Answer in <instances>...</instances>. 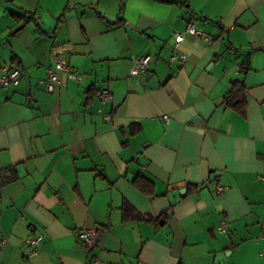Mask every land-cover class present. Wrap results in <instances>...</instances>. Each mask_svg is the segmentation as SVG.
I'll use <instances>...</instances> for the list:
<instances>
[{
	"label": "crops",
	"instance_id": "1",
	"mask_svg": "<svg viewBox=\"0 0 264 264\" xmlns=\"http://www.w3.org/2000/svg\"><path fill=\"white\" fill-rule=\"evenodd\" d=\"M189 22L212 41L186 36V62L168 63ZM146 53L135 80L131 57ZM57 57L81 79L63 72L50 92L40 80ZM10 64L0 264H264V0H0ZM236 80L241 113L223 101ZM83 227L98 229L92 249Z\"/></svg>",
	"mask_w": 264,
	"mask_h": 264
},
{
	"label": "built area",
	"instance_id": "2",
	"mask_svg": "<svg viewBox=\"0 0 264 264\" xmlns=\"http://www.w3.org/2000/svg\"><path fill=\"white\" fill-rule=\"evenodd\" d=\"M186 36H194L203 40L212 41L213 37L205 32L203 29L197 27L194 23L189 22L183 31H174L172 51L168 56V63H176L183 65L187 60V55L181 50L180 46L185 40ZM150 54H142L139 56L131 57V65L129 67V75L134 77L135 80H139L140 75L146 72L149 68L151 61ZM66 72L67 77L75 80H80L81 77L77 76L73 69H71L62 57L54 58V63L47 69L46 75L40 81L45 85L47 91H53L57 86L61 85V74ZM21 70L15 65H4L0 69V86L4 88H10L16 86L20 82ZM112 94L109 88L104 87L100 90V100L102 102L111 101ZM110 118V116H106ZM160 119L164 123H168L170 118L168 114H160L159 116L152 117V120ZM264 179V177H262ZM225 189L224 186H218L217 192L221 193ZM226 222L222 221L218 225V229L223 231L225 229ZM76 236L78 240L85 246L86 249H92L96 245L98 237V229L83 227L76 230ZM43 236L41 234L33 235L26 238L23 241L25 252L23 253L24 260H32L37 254V245L42 241ZM7 242L6 237L0 238V257L3 252V248ZM91 264H106L100 259H93Z\"/></svg>",
	"mask_w": 264,
	"mask_h": 264
},
{
	"label": "trees",
	"instance_id": "3",
	"mask_svg": "<svg viewBox=\"0 0 264 264\" xmlns=\"http://www.w3.org/2000/svg\"><path fill=\"white\" fill-rule=\"evenodd\" d=\"M20 15L18 17H22ZM224 103L229 106L230 108L235 109L238 112H244V105H245V90L242 86L241 81L236 80L232 83L229 92L224 97ZM135 184H139L140 180L137 178L134 180ZM139 187V185H137ZM141 188V186H140Z\"/></svg>",
	"mask_w": 264,
	"mask_h": 264
}]
</instances>
